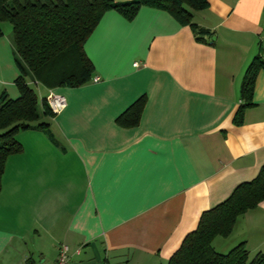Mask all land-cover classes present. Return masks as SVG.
<instances>
[{
  "label": "crops",
  "instance_id": "0c3cea01",
  "mask_svg": "<svg viewBox=\"0 0 264 264\" xmlns=\"http://www.w3.org/2000/svg\"><path fill=\"white\" fill-rule=\"evenodd\" d=\"M136 13H104L83 47L90 83L53 90L65 109L16 136L23 150L7 157L1 182L0 264H55L62 245L69 264H166L198 216L264 165V70L233 124L243 72L255 56L264 62V0H207L192 14L196 36L157 10ZM10 41L3 31L0 95L15 100ZM141 97L138 124L119 128ZM232 228L213 251L242 244L249 259L264 257V202Z\"/></svg>",
  "mask_w": 264,
  "mask_h": 264
},
{
  "label": "trees",
  "instance_id": "16d2710c",
  "mask_svg": "<svg viewBox=\"0 0 264 264\" xmlns=\"http://www.w3.org/2000/svg\"><path fill=\"white\" fill-rule=\"evenodd\" d=\"M145 7L170 16L175 24L186 26L192 35L201 34L192 22V14L207 8V0H130L115 3L113 0H0V26H12V57L20 75L14 80L18 98L10 100L0 95V192L7 157L20 155L23 147L16 141L20 131L45 130L48 124L41 118H53L45 97L38 103L35 85L56 89H79L86 86L94 75V68L84 54L87 38L93 33L106 11L119 14L127 22ZM2 36V31H0ZM195 41H201L197 37ZM243 72L239 84V106L234 125L239 122L241 110L248 108L252 83L264 62L255 56ZM144 98L133 104L116 121L119 128H133L139 122ZM39 104L40 110L37 107ZM264 202V165L253 180L233 188L225 201L199 215L196 227L187 234L166 264H264V257L256 254L249 259L242 244L224 255L216 254L211 241L225 239L232 232L242 214L254 210Z\"/></svg>",
  "mask_w": 264,
  "mask_h": 264
},
{
  "label": "built area",
  "instance_id": "2783aa9c",
  "mask_svg": "<svg viewBox=\"0 0 264 264\" xmlns=\"http://www.w3.org/2000/svg\"><path fill=\"white\" fill-rule=\"evenodd\" d=\"M99 82V79L95 78V82ZM45 96L46 100V105L49 108L50 112L54 115L57 116L60 112H62L65 109V103L66 100L64 97L60 96V94H55L53 91H47ZM59 253L58 257L56 258V263L55 264H69L68 261V249L62 245L59 247Z\"/></svg>",
  "mask_w": 264,
  "mask_h": 264
},
{
  "label": "rangeland",
  "instance_id": "374dc122",
  "mask_svg": "<svg viewBox=\"0 0 264 264\" xmlns=\"http://www.w3.org/2000/svg\"><path fill=\"white\" fill-rule=\"evenodd\" d=\"M115 3H119V2H121V3H127V2H130V0H113ZM1 28H0V31H4L5 32V34H7L8 36H12V31H11V28H12V26L10 25V24H8V23H6V22H3L2 24H1V26H0ZM34 83V82H33ZM31 84L30 86L34 89V93L37 95V97H38V103L40 104V101H41V93H43V91H42V89L40 88V87H38V86H36L35 84ZM39 88V89H38ZM39 104H37V107H38V109L40 110V107H39ZM44 121L42 120V119H40V121L38 122V123H34V125L35 126H37L38 124H41V123H43ZM21 132V131H20ZM0 134H1V132H0ZM17 141V140H16ZM18 142V141H17ZM217 240H221V238H216V240H214V242H216ZM214 244H216V243H214ZM211 247H212V245H211ZM228 251V250H227ZM227 251H219L218 249L215 251L214 250V252L217 254L218 253V255H224L225 254V252L227 253ZM219 253H222V254H219ZM224 253V254H223Z\"/></svg>",
  "mask_w": 264,
  "mask_h": 264
}]
</instances>
